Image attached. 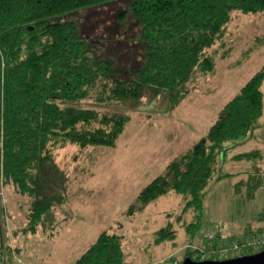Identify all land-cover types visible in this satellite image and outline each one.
I'll use <instances>...</instances> for the list:
<instances>
[{
    "label": "trees",
    "instance_id": "16d2710c",
    "mask_svg": "<svg viewBox=\"0 0 264 264\" xmlns=\"http://www.w3.org/2000/svg\"><path fill=\"white\" fill-rule=\"evenodd\" d=\"M120 1L126 0H0V180L30 197L27 231L35 232L51 209L66 200L68 177L55 152L70 144L81 151L114 147L130 120L126 111H101L81 102L133 108L146 96L165 95L174 108L189 93L196 71L215 69L209 50L223 39L234 11L264 13V0H128L119 23L137 22L134 41L141 58L122 68L96 53L82 36L81 24L69 18ZM263 81L264 66L222 107L205 136L141 190L128 216L175 192L183 196L184 210L197 214L186 227L195 235L205 188L220 162L260 124ZM255 157L251 151L234 158ZM261 179L250 185L252 191ZM156 236L157 241L172 239L170 224ZM75 262L128 264L122 237L101 233Z\"/></svg>",
    "mask_w": 264,
    "mask_h": 264
},
{
    "label": "rangeland",
    "instance_id": "374dc122",
    "mask_svg": "<svg viewBox=\"0 0 264 264\" xmlns=\"http://www.w3.org/2000/svg\"><path fill=\"white\" fill-rule=\"evenodd\" d=\"M128 3L120 1L69 16L81 24L82 36L96 53L122 68L141 58L134 41L137 22L130 18L125 25L119 23ZM231 18L223 39L209 50L215 69L196 71L187 85L189 93L178 106L170 107L165 95L146 96L133 108L80 103L101 111H126L130 120L114 147L81 151L70 144L55 152L58 167L68 177L67 197L51 209L35 232L25 229L30 197L16 193L11 184L0 183L8 210L0 264H76L103 232L122 237L128 264H183L188 255L197 261L232 259L264 250V109L259 126L229 148L205 188L201 225L195 235L186 227L197 214L184 210L183 196L175 192L153 200L141 212L127 214L131 205H137L141 190L205 136L222 107L264 66V13L234 11ZM251 151L256 152L255 158H234ZM260 176L262 184L252 191L250 185ZM169 224L174 237L157 241V231ZM10 244L16 253L12 258L6 254ZM230 244H240L241 250L220 256V248ZM206 246L210 247L207 253H214L202 254Z\"/></svg>",
    "mask_w": 264,
    "mask_h": 264
},
{
    "label": "built area",
    "instance_id": "2783aa9c",
    "mask_svg": "<svg viewBox=\"0 0 264 264\" xmlns=\"http://www.w3.org/2000/svg\"><path fill=\"white\" fill-rule=\"evenodd\" d=\"M0 183L2 184L3 186V180L1 179L0 180ZM3 187L0 189V233L2 232L1 230L4 228V226L6 225V222H8V218L5 219V211H6V208H5V197H4V191L2 190ZM213 236H209V240L212 239ZM230 246V247H229ZM229 246L227 247H222L220 248L221 250L218 252L220 256L225 255V254H233V253H236V252H239L241 249H240V244H230ZM6 254L7 256L10 258L12 257H15L16 256V253L14 251V247L10 244V250L6 249ZM204 252L202 254L206 255V254H210V253H214V252H210V253H207L210 251V247L209 246H206L203 250ZM217 254V253H216ZM236 257L239 256V255H235ZM3 260H5V257H2ZM196 259V258H194ZM202 260V259H200ZM0 263H1V260H0Z\"/></svg>",
    "mask_w": 264,
    "mask_h": 264
},
{
    "label": "water",
    "instance_id": "95a60500",
    "mask_svg": "<svg viewBox=\"0 0 264 264\" xmlns=\"http://www.w3.org/2000/svg\"><path fill=\"white\" fill-rule=\"evenodd\" d=\"M183 264H264V250L256 252V254L233 257L232 259L222 260H204L197 262L188 257Z\"/></svg>",
    "mask_w": 264,
    "mask_h": 264
},
{
    "label": "flooded vegetation",
    "instance_id": "af4514ba",
    "mask_svg": "<svg viewBox=\"0 0 264 264\" xmlns=\"http://www.w3.org/2000/svg\"><path fill=\"white\" fill-rule=\"evenodd\" d=\"M200 261H204V260H200ZM200 261H197V262H200Z\"/></svg>",
    "mask_w": 264,
    "mask_h": 264
},
{
    "label": "bare ground",
    "instance_id": "6f19581e",
    "mask_svg": "<svg viewBox=\"0 0 264 264\" xmlns=\"http://www.w3.org/2000/svg\"><path fill=\"white\" fill-rule=\"evenodd\" d=\"M214 260V259H213Z\"/></svg>",
    "mask_w": 264,
    "mask_h": 264
},
{
    "label": "crops",
    "instance_id": "0c3cea01",
    "mask_svg": "<svg viewBox=\"0 0 264 264\" xmlns=\"http://www.w3.org/2000/svg\"><path fill=\"white\" fill-rule=\"evenodd\" d=\"M19 249V248H18Z\"/></svg>",
    "mask_w": 264,
    "mask_h": 264
}]
</instances>
